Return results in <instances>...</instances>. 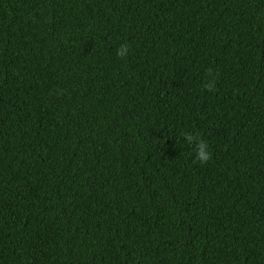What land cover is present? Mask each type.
Listing matches in <instances>:
<instances>
[{"label":"trees","instance_id":"obj_1","mask_svg":"<svg viewBox=\"0 0 264 264\" xmlns=\"http://www.w3.org/2000/svg\"><path fill=\"white\" fill-rule=\"evenodd\" d=\"M0 264H264V0H0Z\"/></svg>","mask_w":264,"mask_h":264},{"label":"clouds","instance_id":"obj_2","mask_svg":"<svg viewBox=\"0 0 264 264\" xmlns=\"http://www.w3.org/2000/svg\"><path fill=\"white\" fill-rule=\"evenodd\" d=\"M128 51V45L122 44L120 48L117 50V55L121 58L125 57ZM212 69H209V74L211 75ZM203 87L208 91L215 90V81L206 82ZM185 140L189 144H195L196 146V160L200 162L202 165L207 164L212 159V153L208 150V144L199 137V134L192 135L185 133L183 134Z\"/></svg>","mask_w":264,"mask_h":264}]
</instances>
